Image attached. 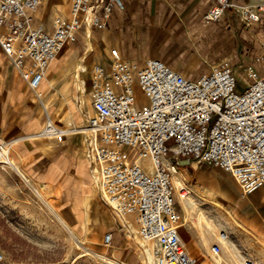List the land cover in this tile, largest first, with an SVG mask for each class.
<instances>
[{
    "label": "built area",
    "instance_id": "2783aa9c",
    "mask_svg": "<svg viewBox=\"0 0 264 264\" xmlns=\"http://www.w3.org/2000/svg\"><path fill=\"white\" fill-rule=\"evenodd\" d=\"M211 1L205 23L219 22L228 10H234L244 26L264 15V4ZM39 8L40 0H0V27L6 30L0 34V49L33 91L63 43L74 42L82 28L104 29L121 3L70 0L69 17L54 15L51 31L36 24ZM259 47L261 57L254 62L257 67L246 68L250 83L242 92L228 64L189 81L158 60L136 66L113 49L107 69L92 68L93 115L83 128L56 127L42 105L45 121L39 136L61 141L69 132H86L87 156L101 200L117 216L135 218L139 238L154 245L156 264H196L175 226L172 179L177 162L164 165L168 155L224 170L243 196L264 190V38ZM134 87L147 101L141 107L136 106ZM8 157V145L0 142V164L8 165ZM144 158L150 170L141 164ZM187 195L184 188L177 193L179 199ZM227 239L226 232L218 234L212 255L221 254ZM111 241L112 234L105 233L103 246L110 247ZM239 264L256 263L245 258Z\"/></svg>",
    "mask_w": 264,
    "mask_h": 264
},
{
    "label": "crops",
    "instance_id": "0c3cea01",
    "mask_svg": "<svg viewBox=\"0 0 264 264\" xmlns=\"http://www.w3.org/2000/svg\"><path fill=\"white\" fill-rule=\"evenodd\" d=\"M231 1L236 6L264 4V0ZM120 3L121 8L113 9L104 29L82 28L74 42L62 47L35 91L0 49V142L8 145V154L17 168L58 206L66 222L80 235L88 232V220H98L99 208L96 200L99 193L87 156L86 132H69L61 141L40 137L45 121L42 105L56 127L69 131L83 128L93 115L92 68L98 65L107 69L113 49L136 66L149 59L158 60L189 81H196L224 63L232 68L238 82L241 74L236 73V68L247 73L246 68L257 67L254 62L261 57L259 42L264 38V15L258 22L244 26L238 14L228 10L219 22L205 23L203 16L211 7V0H120ZM69 6L70 0H40L36 24L51 31L53 16L69 17ZM5 31L0 27V34ZM78 66L82 68L77 74ZM247 85L238 83V91H244ZM175 162L172 182L180 184L177 187L173 184L178 215L175 226L182 247L196 262L209 256L211 247L218 244V233L232 225L228 220L264 238L263 189L243 196L244 216L232 213L238 208L233 206L232 195L216 201L228 206L224 207L226 214L219 213V205L208 200L212 196L204 187L201 165L171 155L164 159L166 166ZM178 187L188 189V198L177 197ZM75 200L80 204L82 226L74 211ZM127 218L135 222L133 216ZM127 218H112L108 222L105 233L112 234V241L110 247L102 246L113 249L111 256L116 262L142 264L141 253L132 249L135 231Z\"/></svg>",
    "mask_w": 264,
    "mask_h": 264
},
{
    "label": "rangeland",
    "instance_id": "374dc122",
    "mask_svg": "<svg viewBox=\"0 0 264 264\" xmlns=\"http://www.w3.org/2000/svg\"><path fill=\"white\" fill-rule=\"evenodd\" d=\"M235 71L239 75L241 74L238 83H245L247 85V82L250 81L249 75L242 69L236 68ZM134 94L137 107H141L147 103L137 87H134ZM9 158L11 157L9 156ZM11 160L14 161L12 158ZM141 164L150 170L149 161L146 158L141 161ZM199 165H201L199 167L202 169V177L205 178L204 187L211 191L212 198L208 199L210 204H218L220 208H218L219 213L226 214L224 207L226 208L228 206H223L224 203L221 204L216 201L220 202L230 194L232 195L233 206L235 204L239 207L236 212L232 210V213L244 216L246 213L245 207L241 206V204L245 201L231 174L211 166ZM30 183L32 184L31 181ZM32 185L36 187L34 184ZM224 194L226 195L224 196ZM96 200H98L99 205L98 220L92 221L89 213L87 216L90 219L88 220L89 230L86 234L80 235L76 234L69 222H66L63 218L58 206L48 198L53 210L62 218L70 230L73 231V235L83 247H86V249L91 250L93 253L114 260L111 256L113 249H106L102 246V236L108 231V222L112 221V218L118 220L119 217L111 214L97 193ZM73 206L78 224L82 226L83 216L80 210V204L75 200ZM127 220L129 224L131 223L133 225V230L135 231L132 238V249H135L140 254L139 242L142 240L138 236L136 223L132 218H127ZM231 222L233 221L231 220ZM234 225L232 223V225L228 226L227 231H221L226 232L230 242L236 247L237 250L234 248L233 253L237 254V256L241 255L244 258L250 259L256 264H264V238L256 236L250 230L239 225V227L235 225L238 229H234ZM227 251L222 248L219 256L232 262L233 259H231V256V258L229 257ZM197 260L198 264H202V259ZM0 264L106 263L89 256L70 237L60 223L54 219L47 207L38 200L26 184L18 177L17 173L10 168V165L0 164Z\"/></svg>",
    "mask_w": 264,
    "mask_h": 264
},
{
    "label": "bare ground",
    "instance_id": "6f19581e",
    "mask_svg": "<svg viewBox=\"0 0 264 264\" xmlns=\"http://www.w3.org/2000/svg\"><path fill=\"white\" fill-rule=\"evenodd\" d=\"M87 34L89 36V31H87ZM66 43H69V41H65L62 45V47L66 44ZM62 47L59 49V51L62 49ZM58 51V52H59ZM57 52V54H58ZM56 54V56H57ZM55 56V58H56ZM54 58V59H55ZM54 59L52 60V62L54 61ZM51 62V63H52ZM50 63V64H51ZM49 64V65H50ZM82 67L78 66L77 67V74L79 73V70H81ZM38 88V87H37ZM139 102V101H138ZM14 142V141H13ZM7 164L10 165V168L15 170V172H17V175L19 176V178H21L23 180V182L26 184V186L32 191V193L38 198V200L44 204L48 211L50 212V214L54 217V219L60 223V225L63 227V229L70 235V237L79 245L82 247V249L91 257H94L98 260H100L101 262L103 263H106V264H117V262H115L114 260H110L108 258H106L105 256H102V255H98L96 253H93L91 252V250L89 249H86V247H83V245L80 244V242L77 240V238L73 235V231L70 230V228L66 225V223L62 220V218L53 210L52 208V205L51 203L48 201V198L47 196L42 192L40 191L39 189H37L36 187H34L30 181L25 177V175L17 168V166L14 164V161L11 160V158L8 157V160L6 161ZM93 182L95 184V172L93 171ZM175 180V179H174ZM173 184L176 183V187L179 186L180 184L176 181L174 183V181L172 182ZM96 185V184H95ZM181 187V186H180ZM177 189V188H176ZM178 189H180L178 187ZM185 189V188H184ZM187 190V189H186ZM178 192V191H177ZM226 194H224L225 196ZM230 195V194H229ZM185 200V199H184ZM183 200V201H184ZM182 201V202H183ZM207 202V201H206ZM215 206V205H213ZM218 207V206H217ZM216 207V208H217ZM194 208V206H193ZM239 208V207H238ZM220 209V208H219ZM193 210V209H191ZM218 210V208H217ZM222 211V210H221ZM231 214V213H230ZM201 218V214L199 213L198 214V218ZM203 218V217H202ZM125 221V220H124ZM231 221V220H230ZM233 223V222H232ZM235 223V222H234ZM124 225V224H123ZM235 226V225H234ZM130 230V229H129ZM242 231V230H241ZM264 241V239H263ZM153 244L151 243H148V242H144V241H141L139 242V248H140V251H141V259H142V264H156L155 262V259H154V248H153ZM208 246V245H207ZM223 249H225V251L228 252L229 254V257L231 259H233V261H227L225 260L224 258H222L221 256H214L212 255L211 253H209V256L210 258L208 257H205V258H201L202 259V264H232V263H235V264H239L243 259H245L244 257H242L241 255H238L237 254H234L233 251H234V245L230 242V240L228 239V241L226 240L224 243H223ZM153 249V250H152ZM152 250V251H151ZM202 256V255H201ZM196 261V260H195ZM197 264V262H196Z\"/></svg>",
    "mask_w": 264,
    "mask_h": 264
}]
</instances>
